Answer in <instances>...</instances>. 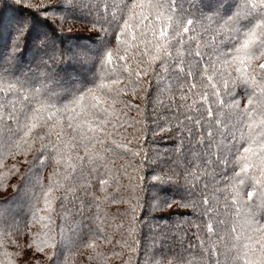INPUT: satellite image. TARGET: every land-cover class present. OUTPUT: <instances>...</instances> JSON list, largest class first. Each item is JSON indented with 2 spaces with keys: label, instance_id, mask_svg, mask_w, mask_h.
Returning a JSON list of instances; mask_svg holds the SVG:
<instances>
[{
  "label": "snow or ice",
  "instance_id": "1",
  "mask_svg": "<svg viewBox=\"0 0 264 264\" xmlns=\"http://www.w3.org/2000/svg\"><path fill=\"white\" fill-rule=\"evenodd\" d=\"M0 4V160L32 154L13 190L27 203L29 226L44 229L36 252L51 259L77 242L76 215L92 207L83 193L98 210L109 195L111 203L128 205L116 225L117 243L129 253L124 264H139L134 254L144 229L161 245L160 259L153 253L150 264H264V0ZM11 4L39 15L5 19ZM77 20L91 24L90 43L65 47V25L71 22V32ZM153 88L157 129L174 131L179 141L168 167V160L153 161L126 139L138 121L130 122L123 109L139 112L134 98L143 93L147 100ZM125 155L131 159L115 167ZM49 163L54 167L45 182L37 172ZM153 163L145 193L139 173ZM96 180L102 192L114 185L115 194L89 193ZM69 196L79 201L76 215L66 206ZM188 210L193 221L183 219ZM95 219L104 220L99 211ZM6 222L0 211V225ZM8 226L21 231L19 224ZM181 232L180 250L169 249ZM93 235L112 243L102 228Z\"/></svg>",
  "mask_w": 264,
  "mask_h": 264
},
{
  "label": "trees",
  "instance_id": "2",
  "mask_svg": "<svg viewBox=\"0 0 264 264\" xmlns=\"http://www.w3.org/2000/svg\"><path fill=\"white\" fill-rule=\"evenodd\" d=\"M7 3H11L12 0H6ZM34 5L41 3V0H30ZM0 7H3L0 4ZM27 15H39L38 13L32 12V9L23 8L20 5L11 4L8 10H5L4 16L5 19L8 17H23ZM71 23V22H68ZM68 23L65 25V35L61 37L64 41L65 47L71 46L76 43H90L86 38L91 35V24L87 23L84 20H77L74 22V26L71 29V32L67 31ZM79 38V39H77ZM29 42L31 41V35L28 37ZM27 54V53H26ZM129 99H133L131 93L129 92ZM155 90H152V97H149L147 100L144 99V94L141 93L137 95L133 102L137 105H140V111H129L128 109H123V112L126 113L127 117L138 121L135 125L136 131L133 132L132 129H128V136L126 139L133 141V148L138 149L143 148L144 152L147 153L153 161H158V159L168 160V164L165 167L171 165V160L169 157L175 155L171 150L175 147V143H179L176 140V133L173 131L171 134L161 133L157 129V123L160 121L159 110L156 108L154 103ZM155 109V111H154ZM142 130V131H141ZM155 131V135L153 132ZM115 139H125V137L116 136ZM123 151V150H121ZM167 153V155H165ZM25 159L31 160L32 154L29 153L27 157L23 154H18L14 158L8 156L5 159L0 160V211L5 212L4 206L10 203L13 199L22 195V193H15L13 190V185L21 184L20 173L24 172L28 167L24 161ZM131 159L130 156L125 155L122 158H116L114 160V166L119 167L120 164L124 163L125 160ZM135 163V162H134ZM15 166V168L13 167ZM54 165L49 163L46 168L37 172V175L43 177L44 181H47L48 174L52 170ZM155 163L146 164L141 168L139 173L140 176L144 177V187L145 193H150V185L153 183L151 177L154 173L153 168ZM19 169V171H16ZM115 170V168H114ZM36 171V169H33ZM131 171V169L129 170ZM127 179L123 178L121 180L122 184H127ZM94 187L89 188V193H93L95 196L104 197L105 193L114 195L113 191L114 185L109 183L105 186V191L100 190L99 181L92 182ZM137 183L139 180L137 179ZM58 196L61 193H56ZM122 194V193H121ZM82 198L88 203L92 204V207L85 206L83 209V216L76 215V209L80 207L79 201H72V197L69 196V203L66 205L70 212L73 215H76L77 223L80 226V230L77 237H73L77 242L74 245L69 247H61L56 250L52 255L51 259L45 253L36 252L35 246L37 243L43 241L46 237L44 235V229L41 227L40 223H32L29 226V221L31 220V213L28 211L27 203L22 205L23 214L20 217H17L13 220L9 219L7 215L6 223L0 225V264H8V261H13V264H25V260L33 261V264H124V261L128 259L129 253L126 250H123L120 245L117 243L121 241L120 231L116 227L117 224L121 222L120 217L123 215L124 210L128 207L127 204H113L110 202L111 195L108 199H102L100 201V209L98 210L93 203L92 195H84L83 193H78ZM57 213L60 212L59 205H56ZM97 211L104 220L95 219ZM148 209L145 208V212ZM184 209H175L174 212H184ZM189 214L183 219L193 221L194 217L192 216L190 210ZM119 214V215H118ZM155 216H159L160 213H153ZM143 218V217H142ZM53 219L56 220V231H60V222L58 215L54 214ZM169 219L175 221L180 219L176 215H173ZM104 221H107L105 223ZM44 223H47L45 221ZM19 224L21 231L15 232L12 227L8 225ZM67 228V225H65ZM102 228L105 235H108L112 243L109 244L103 239L98 238L93 235V232L97 228ZM90 228L92 231H90ZM189 237L191 234H188ZM185 234L181 232L175 240L168 241L169 249L175 248L176 251H179V243ZM122 242V241H121ZM185 247H187V240L185 239ZM195 242V241H193ZM31 244L32 247L28 248V245ZM19 245V247H17ZM86 245H93L92 247H86ZM43 246V245H41ZM161 245L159 242H156L153 245V240L151 234L147 229H144L141 236V245L139 251L134 254V259L139 262V264H150L153 261V253H155V260L160 259L159 252L157 249H160ZM22 252V256H16L15 253ZM45 252H52L51 249H46ZM113 252H122V254L117 257L113 256Z\"/></svg>",
  "mask_w": 264,
  "mask_h": 264
},
{
  "label": "rangeland",
  "instance_id": "3",
  "mask_svg": "<svg viewBox=\"0 0 264 264\" xmlns=\"http://www.w3.org/2000/svg\"><path fill=\"white\" fill-rule=\"evenodd\" d=\"M25 203L26 201L22 199V195L13 199L10 203L4 206V209L6 210L5 215H7V217L11 220L22 216L23 214L22 205Z\"/></svg>",
  "mask_w": 264,
  "mask_h": 264
}]
</instances>
